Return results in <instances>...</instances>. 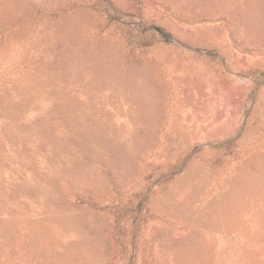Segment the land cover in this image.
Returning <instances> with one entry per match:
<instances>
[{
	"label": "rangeland",
	"instance_id": "obj_1",
	"mask_svg": "<svg viewBox=\"0 0 264 264\" xmlns=\"http://www.w3.org/2000/svg\"><path fill=\"white\" fill-rule=\"evenodd\" d=\"M0 264H264V0H0Z\"/></svg>",
	"mask_w": 264,
	"mask_h": 264
}]
</instances>
